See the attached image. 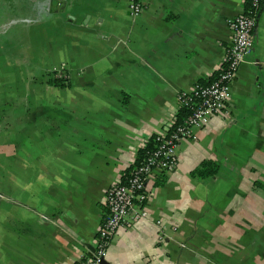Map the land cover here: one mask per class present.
Returning a JSON list of instances; mask_svg holds the SVG:
<instances>
[{"label": "crops", "instance_id": "1", "mask_svg": "<svg viewBox=\"0 0 264 264\" xmlns=\"http://www.w3.org/2000/svg\"><path fill=\"white\" fill-rule=\"evenodd\" d=\"M139 1L133 15L130 0H0V264L95 250L108 190L178 122L180 93L214 80L246 9ZM196 135L149 182L148 219L118 230L106 264H264V2L228 113ZM206 161L218 172L195 176Z\"/></svg>", "mask_w": 264, "mask_h": 264}, {"label": "built area", "instance_id": "2", "mask_svg": "<svg viewBox=\"0 0 264 264\" xmlns=\"http://www.w3.org/2000/svg\"><path fill=\"white\" fill-rule=\"evenodd\" d=\"M244 12L229 19L231 43L223 66L210 84L197 83L192 92H182L179 101L188 113L168 125L156 136L157 146L143 161L114 186L106 195L108 214L98 233L94 251L83 255L78 264H102L118 230L132 221L148 219L146 205L150 193L149 182L157 175L174 171L178 164V148L186 139H196V130L204 128L212 117L229 111L232 86L240 67L251 53L255 42V29L263 0H245ZM130 12L142 11L139 0H130ZM160 224V221L158 222Z\"/></svg>", "mask_w": 264, "mask_h": 264}, {"label": "trees", "instance_id": "3", "mask_svg": "<svg viewBox=\"0 0 264 264\" xmlns=\"http://www.w3.org/2000/svg\"><path fill=\"white\" fill-rule=\"evenodd\" d=\"M50 82H52L54 84L62 85V86L69 84V80L65 76H63V75L58 76L57 73H54V76L52 75V77L50 78ZM204 83H207V82H204ZM187 113H188V111L185 108H183L179 114L178 122L182 121V119L187 115ZM156 146H157L156 136H152V138L149 140L147 145L144 148L139 150L138 156H137V165L140 164L143 161V159L146 157V155L150 151L155 149ZM134 167L132 168V170L134 169ZM218 170H219V164L218 163L206 161L203 163L202 167L200 169H197L196 171H194L193 174L197 177H208V176L215 175L218 172Z\"/></svg>", "mask_w": 264, "mask_h": 264}, {"label": "water", "instance_id": "4", "mask_svg": "<svg viewBox=\"0 0 264 264\" xmlns=\"http://www.w3.org/2000/svg\"><path fill=\"white\" fill-rule=\"evenodd\" d=\"M263 2H264V0H263ZM261 8H262V7H261ZM257 23H258V21H257ZM256 26H257V25H256ZM102 264H106V261H105V260H103Z\"/></svg>", "mask_w": 264, "mask_h": 264}]
</instances>
